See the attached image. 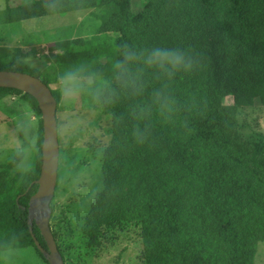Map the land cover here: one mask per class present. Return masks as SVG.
Wrapping results in <instances>:
<instances>
[{
    "label": "trees",
    "instance_id": "1",
    "mask_svg": "<svg viewBox=\"0 0 264 264\" xmlns=\"http://www.w3.org/2000/svg\"><path fill=\"white\" fill-rule=\"evenodd\" d=\"M95 8L96 33L71 41L72 52L50 64L51 73L23 60L19 47L0 48V69L39 77L58 103L50 84L61 72L74 65L102 70L124 43L185 47L198 63L171 83L175 110L170 119H153L144 143L131 139L127 101L98 110L111 116V137L102 186L80 227L86 244L101 246L113 223L137 222L144 264H254L264 242V138L243 139L237 111L253 98L264 103V0H140L137 9L132 0H19L0 9V25ZM14 94L40 116L33 96L0 87V100ZM226 95L235 101L224 103ZM36 131L26 153L0 162V249L33 246L48 264L27 224L40 172V117ZM59 180L58 172L55 191ZM32 229L46 247L34 223Z\"/></svg>",
    "mask_w": 264,
    "mask_h": 264
},
{
    "label": "rangeland",
    "instance_id": "2",
    "mask_svg": "<svg viewBox=\"0 0 264 264\" xmlns=\"http://www.w3.org/2000/svg\"><path fill=\"white\" fill-rule=\"evenodd\" d=\"M18 1L0 0V9ZM139 4L140 0H132L134 9ZM99 14L100 9L95 8L1 24L0 48L19 47L22 58L31 57L28 63L51 73L53 68L49 65L62 59V55H56L55 49L64 46L60 48L63 54L71 53L67 49L71 41L96 33L100 24ZM54 34L57 37H53ZM72 50L80 52L81 47L75 43ZM50 87L60 93L56 108L60 180L51 202L50 225L63 253L64 263L144 264L137 222L113 223L104 228L101 246L86 244V236L80 227L90 202L102 186L101 166L104 149L111 137V116L100 115L98 110L90 107L86 96L66 99L59 80ZM234 101L231 95L223 98L224 103ZM39 117L16 94L0 100V162L9 160L11 155L26 153V140L33 144ZM237 118L243 139L264 138V103L259 98L239 106ZM21 163L19 165H23ZM0 264L47 263L33 246H26L0 249ZM254 264H264V242L258 244Z\"/></svg>",
    "mask_w": 264,
    "mask_h": 264
},
{
    "label": "clouds",
    "instance_id": "3",
    "mask_svg": "<svg viewBox=\"0 0 264 264\" xmlns=\"http://www.w3.org/2000/svg\"><path fill=\"white\" fill-rule=\"evenodd\" d=\"M55 53L62 55L63 50L57 48ZM197 63L196 54L185 47L124 43L117 46L106 68L88 70L74 65L61 72L58 80L66 99L86 96L96 110L127 101L131 139L144 143L151 134L153 119H170L175 110L171 83L191 73Z\"/></svg>",
    "mask_w": 264,
    "mask_h": 264
},
{
    "label": "water",
    "instance_id": "4",
    "mask_svg": "<svg viewBox=\"0 0 264 264\" xmlns=\"http://www.w3.org/2000/svg\"><path fill=\"white\" fill-rule=\"evenodd\" d=\"M0 87L21 90L37 101L42 122L41 163L38 177L31 182L37 187L28 199L27 224L34 244L48 264H64L49 225L52 212L50 203L57 184L60 150L56 118L57 101L47 84L39 77L26 72L0 69ZM19 196L16 197V201ZM33 223L38 227L46 247L36 239L32 229Z\"/></svg>",
    "mask_w": 264,
    "mask_h": 264
}]
</instances>
